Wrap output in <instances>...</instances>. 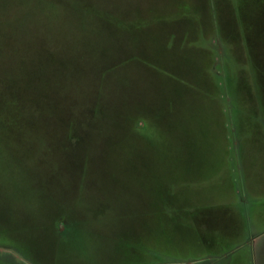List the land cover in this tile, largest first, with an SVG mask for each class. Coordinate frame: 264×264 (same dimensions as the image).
I'll list each match as a JSON object with an SVG mask.
<instances>
[{"label":"rangeland","instance_id":"1","mask_svg":"<svg viewBox=\"0 0 264 264\" xmlns=\"http://www.w3.org/2000/svg\"><path fill=\"white\" fill-rule=\"evenodd\" d=\"M0 264H264V0H0Z\"/></svg>","mask_w":264,"mask_h":264}]
</instances>
